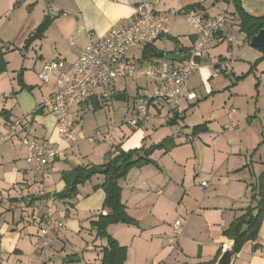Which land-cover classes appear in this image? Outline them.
<instances>
[{
	"label": "crops",
	"instance_id": "1",
	"mask_svg": "<svg viewBox=\"0 0 264 264\" xmlns=\"http://www.w3.org/2000/svg\"><path fill=\"white\" fill-rule=\"evenodd\" d=\"M137 1L131 0L129 3H120L117 0H0V51L5 54L7 62V71L2 75L0 74V132L6 133L10 123L15 119L28 116L16 136L6 143H0L1 264L51 263V258H48L50 251H47L46 257L37 258L44 250V246L40 244V231L44 220H41L38 216L37 209L39 208L43 211L50 210L56 216L66 218V227L53 233L50 236L51 240L68 241L71 234L81 235L84 231H91V235L94 237L92 244L81 245L84 246L81 247L82 249L80 248L82 251L76 249L75 245L71 247L72 253L69 254L71 256L61 259L58 264H75V262L77 264H101L102 251L107 242L99 243L97 233L90 224L97 221L100 215H107L109 212L103 206L105 192L100 188L95 189V187L103 184L105 177L97 176L96 179L98 180L96 182L91 181L93 184L89 187H84L85 185H83V189L82 186L79 187V194L75 199L59 200L55 195L63 192L66 187L62 179V173L78 167L104 164L110 151L117 146L123 151L142 147L148 148L145 128L150 124L153 116L149 122L140 127H132V134H123L121 142L113 143L112 148L109 147V149L101 144L95 148L87 147L85 145L87 141L92 145L96 144L89 141L90 137H86L83 131V121H80L79 118L77 120L73 118L78 142L76 144L67 143L58 133L54 115L47 110L36 111L44 100L55 92L57 82L56 75L49 82L44 83L39 77V73L46 63L54 60H62L67 65L73 64L79 51L86 46L88 34H92L94 38H99L112 28L129 21L135 15ZM146 1L154 10L160 13L176 12L169 24L168 43L157 41L153 44V47L158 51L168 55L188 51L194 47L197 41V35L192 26L188 35L183 34L181 30L183 24L188 22L186 19L187 12L191 8L199 7L208 16L220 14L230 16V20L216 35L206 51L205 57L198 62L199 67L193 72H199L206 82L209 93H213L211 81L217 69L226 72L224 64L227 63V57L221 56V59L214 63L207 61L213 55L212 53L217 51L216 47L219 42L226 40L231 47L237 46L238 53H242L243 56H247L249 59L247 64H251V59L256 57L258 64L260 63L256 69L262 67L261 69L264 72L263 53L255 54L244 49V44L248 42L245 34L242 33V38L231 34L234 28H237L240 32L238 16L235 14L236 10L233 2L228 3L227 0ZM241 3L247 13L253 16H264V0H241ZM48 16L53 19V22L44 37L35 41L29 49L25 50L26 40ZM233 18H237L235 27L232 22ZM182 37H189L191 42L189 46L179 45ZM229 38H233V41L230 42ZM171 40L177 42L174 50L169 49ZM159 43H161V46ZM143 50L132 49L128 55L130 58L142 59L144 58ZM161 56L148 54L144 59L151 61L159 59ZM11 58H16L14 64H12ZM231 59L228 63L230 64V71L233 73L232 64L236 60L234 57ZM20 76L22 81L19 80ZM259 83H262L260 90L249 91L252 95L250 97H256L255 108L250 110L249 107V111L245 114L249 117V127L247 126L245 130L239 131L236 129L239 128L238 125L231 127L232 130L224 126L223 131H220V126L208 143L218 146L221 137L227 138V136L234 134L231 135L230 140L227 139L231 147V155L243 156V151L246 153L252 151L251 147L255 143L253 139L255 137L254 130H252V125L256 122L254 119L264 116V83H256L257 87ZM114 89L116 91V88ZM103 92V89L95 90L87 100L75 106L72 116L75 113V115L77 114L82 118L83 113L90 107L104 106L108 99L101 100ZM119 93L121 92L116 91V95ZM184 96L182 104L186 109L189 97ZM153 105L159 111L161 110V103L155 101ZM179 117L184 118L185 111ZM262 119L260 121H263ZM171 121L179 122L176 119H171ZM239 121V123L243 122L242 120ZM202 123L207 124L208 122L203 120ZM107 124L108 121L105 125ZM197 125H194V127ZM207 125L209 131L206 134H200V138L212 135L210 133L212 126ZM120 131L117 130L115 134ZM115 134L112 135L110 141H114ZM261 134L264 135L263 129H261ZM26 136L49 140L60 150V156L54 162L49 175L42 177L35 174L33 166L27 163V149L21 143V139ZM232 140H241V142L239 145L232 144ZM249 140L253 142H248ZM19 142L21 145H19ZM261 144H264V141L254 148L250 164H246L242 168L240 164L236 165V167H240L238 168L239 171L245 172L246 167H252L254 171V157L258 153L257 151L263 147ZM174 152L172 150L170 156L172 160H175H173L175 163L173 166L177 167L179 162ZM155 154H157V151L151 157H154ZM166 158L167 153H164L160 160L158 159L159 162L151 158L155 162L154 165L160 167V169L156 167L154 175L148 173L147 168L152 165L150 164L131 170L132 173L130 174L135 176L134 181L126 180L124 185H122V180L120 181L122 201L127 207L128 215L136 220L138 225H111L108 232L121 246L127 247L126 264H160L161 262L170 261L174 256L177 261L174 264H217L223 253L232 251L234 247V240L224 236V232L236 219L244 215L245 210L251 206L250 186L254 184V177H248L249 181L240 177L235 178V176L230 175L231 172L228 170L225 181L219 184L220 192L214 194L212 190H209L206 194H189V196H186L187 192H184L183 204L181 202L178 206L179 218L176 219V221L182 219L184 222L183 237L178 245L169 247L166 243L172 233L173 225L165 227L166 220H163L164 216L157 214L161 211L160 208L165 207L166 199L172 198L168 196L171 193L165 196L167 190L173 184L174 175L170 174V178L166 175ZM260 163L264 164L263 152L260 154ZM260 169L261 172L257 170L253 173L256 178L259 173H264V167L262 166ZM172 173H174V167H172ZM144 174L148 177H144ZM250 174L249 172V176ZM168 179L170 180L167 181ZM226 180L227 183H225ZM157 185L158 187L155 188ZM161 186H164L166 190L164 191ZM183 186H185V183H183ZM153 189L156 190L155 199L152 195ZM47 192L52 193V198L48 201H32L34 197ZM162 229L167 233L166 242L158 239L159 234L157 231L160 232ZM35 232L39 243H25L23 236H29L33 240L32 237L35 236ZM147 232L154 235L150 241L145 239V237H148ZM33 246L35 248H31ZM32 249H36L34 256H27L26 253ZM77 250L78 252H76ZM84 252L86 256L88 252L91 254L86 262H83ZM232 264H264V221L258 240L246 243L241 252L234 255Z\"/></svg>",
	"mask_w": 264,
	"mask_h": 264
},
{
	"label": "rangeland",
	"instance_id": "2",
	"mask_svg": "<svg viewBox=\"0 0 264 264\" xmlns=\"http://www.w3.org/2000/svg\"><path fill=\"white\" fill-rule=\"evenodd\" d=\"M229 20L230 16H228V21ZM232 22L234 23L235 27L237 18H233ZM181 30L183 34L188 35L191 30L190 23L187 22V24H183ZM231 34L234 36L237 35V37L239 38L243 37L242 33H240L237 28H234ZM176 43V41L171 40L169 43V49L174 50L176 48ZM190 43L191 42L189 37H182L179 45L189 46ZM159 45L161 46V43H159ZM217 45V51L212 53L213 55L211 54L212 56L207 60L208 62H217L219 59H221V56L227 57V63L230 62L232 60L231 58L233 57L236 61L234 62V64H232V67L234 68L233 73L230 70L223 72L222 70L220 71L219 69H217V72H215V75L211 81V84L213 86V93L208 92L206 82L200 76L199 72H196L192 73L188 78L186 86L182 93V99L185 98L184 95H186L188 98L190 93H193L195 97L194 99H189L190 103L187 102V106L185 109V117H179L176 119L179 122L171 121V119H174V113L169 111L170 107L163 100L156 99L157 102L161 103L162 107H160V111L154 105L150 107V113L153 116V119L151 120L150 124L147 125V128H145V131H147L148 138L146 142L147 147L150 148L151 146L160 144L165 140H168V147H172V149L167 152V160L165 163L167 168V177L170 178V174H174L172 182L173 184L171 188L167 190L165 195L167 196L171 193V195L168 196H171L172 198L166 199L167 202L165 207L160 208L161 211L157 213L159 216H164V219H162L166 220L165 227L173 225L176 219L179 218L178 206L181 204V202L183 204L182 198L184 192H187L186 196H189V194H206V192H208L209 190H212L213 193L216 194L220 192L219 190L221 188L219 184L222 183V181H225V177L227 176L228 170L229 172H231L230 175L235 176V178L240 177L249 181L248 177H254V184L250 186V197H252V191H254L255 189H259L260 186L264 185V173H259L257 178L255 175H253L254 171L257 172V170H260L259 172H261L260 168H262V166L264 167V164L260 163V154L262 152L264 153V144H261L263 145V147H261V149L257 151L258 153L254 157V171L252 167H246L247 170L242 173L241 170H238V168L240 167H236V165L238 164L241 165V168L244 167L246 164H250L251 155L254 151V148H256L258 144L264 141V135L261 134V129L264 130L263 115L260 116L263 119L260 117L254 119L256 122L252 125V130H254L255 137H253V139L256 144H253V146L251 147L252 151L250 153H246L243 151V156L231 155V147L229 146L228 140H230L231 135L234 134L227 136V138L221 137V142L218 146L208 143L209 141H211V137L217 133V129H219L220 126V131H223L224 126L229 129L238 125L239 128L237 127L236 129L239 131L245 130L247 126L249 127V117L245 114L249 111V107L250 110H253L256 105V97H250L252 95H250L249 91L260 90V88H262V83H259L258 87L256 86V83H264V72L262 71L263 69H261L262 67L256 69V67L260 64H258V59L256 57H253V59H251V64H247L249 59L247 58V56H243L242 53H238L237 46L231 47L229 45V42H227L226 40L219 42ZM244 49H247L251 53L261 54V50L252 48L248 42L244 44ZM11 62L12 64H14V62H16V58H11ZM242 76V79L237 80L238 77ZM54 77H56V74L54 75ZM114 85L116 91L126 93L127 100L125 102L116 101L111 98L108 99L107 102L104 103L105 105L102 107L94 108L92 106L87 109L86 112L83 113L82 118H80V116H78L77 114L75 115V113H73L72 117L74 119L76 118L77 120L79 118L80 121H83V131L87 138L93 136V134L97 130H103L106 126L105 124L107 123V121L108 123L114 122L118 126H121L119 128V130L121 131L117 134H115L116 132L114 133V141L112 140L110 142L106 141L101 143H95L96 145H92L87 141L85 143L87 147L89 146L91 148H95L101 144L105 146V148L109 149V147L112 148L113 143L121 142L123 134H132V127L126 124L128 114L130 113L132 107L138 99L154 92V86L149 85L143 77H138L137 79H119L114 83ZM101 100L103 101L104 99ZM260 119H262L263 121H260ZM203 120H206L208 122L207 124L212 126V131L210 132L212 133V135L202 136L201 138L199 135L194 136V125L205 124L202 123ZM239 120H242L243 122L239 123ZM179 134H182L184 138L186 137L188 141H184L183 139L178 138ZM240 142L241 140H232V144L236 143L237 145H239ZM248 142L251 141L249 140ZM208 144H210V146H208ZM19 145H21L20 142ZM172 150L175 151L174 155L179 162V164H177V167L173 166L175 165V160L173 159V161L170 156ZM156 151L157 154H155L154 157L151 158L159 162L160 158L164 155V153H166L167 150L164 148L160 150L158 149ZM246 155L248 157H245ZM261 164L263 165L261 166ZM154 166L155 165L152 164L150 167L147 168L148 173H150L151 175H154V173H156V167L160 169L159 166ZM172 167H174V173H172ZM249 172L251 173L250 176ZM130 173L132 172L130 171L127 176L122 180V185L125 184L126 180H135V176ZM97 176L101 175H96L92 177L89 181L84 184V187H89L90 185H92L93 182L91 181L96 182L98 180L96 179ZM144 177H148V175H145ZM169 180L170 179H168L167 181ZM202 181L206 183L205 186L202 185ZM183 183H185V186H183ZM225 183H227V180ZM84 187L82 185V189ZM157 187L158 185L155 186V188ZM161 188H163L164 191L166 190L164 186H161ZM155 192L156 190L153 189L152 195L154 199ZM38 216H40L41 220H44V211L41 210V214H38ZM92 223L90 225L92 229L97 233ZM157 233L159 234L158 239H162L163 242H166L167 233L165 232V230L162 229L160 232L157 231ZM147 234L148 237H145V239L147 241H150L151 237L154 235L149 232H147ZM34 235L35 236L32 237L33 240H31L29 236H23L25 243H39V239L36 237V232L34 233ZM101 239L102 238H99V243H103L106 241L105 239ZM50 241L51 243L49 242V245L44 247L42 254L38 255L40 257L37 258L46 257L47 251H50V255L48 256V258H51V263L49 264H58L61 259L71 256H69V254L72 253L71 247L75 245V247H77L76 249L82 251L80 250V248H83L85 245L92 244L94 241V237L91 235V231H84L81 235L71 234L68 238V241H58L54 239H50ZM82 244L84 246H81ZM166 244L169 247H174L171 246L168 241ZM31 248L35 247L33 246ZM35 250L32 249L31 251L26 253L27 256H34ZM78 250L76 252H78ZM83 256V262H86L91 257V254L88 252L86 256V253L84 252ZM174 263H177V261L175 260V256L170 261L161 262L160 264ZM75 264L77 263L75 262Z\"/></svg>",
	"mask_w": 264,
	"mask_h": 264
},
{
	"label": "built area",
	"instance_id": "3",
	"mask_svg": "<svg viewBox=\"0 0 264 264\" xmlns=\"http://www.w3.org/2000/svg\"><path fill=\"white\" fill-rule=\"evenodd\" d=\"M129 3L131 0H117ZM175 11L160 13L152 8L146 0H138L134 17L121 26L112 28L99 38L88 34L86 46L79 51L78 57L71 65L62 60H54L44 65L39 77L44 83L56 74L55 92L47 97L36 111L47 110L56 119V127L60 137L70 144H76L75 122L72 111L75 106L87 100L97 89H103L102 99H111L116 95L114 83L119 79H137L143 77L154 92L138 99L132 107L126 124L137 128L152 118L150 107L156 99L163 100L174 114H182V93L190 75L199 67L196 58H204L206 51L216 35L228 22L227 14L208 16L201 8L193 7L187 12V19L195 29L197 41L193 48L182 51L181 61L168 60L167 53L159 59L146 60L129 57L132 49H144L157 41L168 43L169 24ZM232 42L233 38H229ZM224 70H230V64H224ZM189 99L195 95L190 94ZM28 116L20 117L10 123L6 133L0 132V143H6L17 135ZM114 122H109L103 130H97L89 138L92 143L110 141L112 135L119 130ZM232 130V128H230ZM178 138L188 141L182 134ZM27 149L26 161L33 166L35 174L47 176L53 169L54 162L60 156V150L49 140L26 136L21 139ZM118 154V151H115ZM206 185L205 182L202 183ZM38 214L41 211L37 209ZM66 218L58 217L50 210L44 211V223L40 231V244L48 246L50 236L66 227ZM182 219L173 224L168 238L171 246H176L183 237ZM2 256L0 252V264Z\"/></svg>",
	"mask_w": 264,
	"mask_h": 264
},
{
	"label": "trees",
	"instance_id": "4",
	"mask_svg": "<svg viewBox=\"0 0 264 264\" xmlns=\"http://www.w3.org/2000/svg\"><path fill=\"white\" fill-rule=\"evenodd\" d=\"M233 2L238 16V26L241 33L245 34L250 43L251 39L264 30V16H253L247 13L241 3V0H227ZM53 22L51 17H46L38 28L29 36L25 42L24 49H29L32 44L44 37L46 31ZM264 59V50H261ZM161 56L164 53L158 51L153 45L146 46L143 50L144 58L147 55ZM7 71V62L5 54L0 51V74ZM238 77L237 80L242 79ZM20 81L22 78L20 76ZM175 114V118H178ZM209 131L207 124H201L193 127V135L207 133ZM166 149V153L172 149L168 147V140L160 144L153 145L150 148L142 147L130 151H123L119 146L110 151L107 160L100 166L78 167L68 172L62 173V179L65 182V190L55 195L59 200H72L79 194V187L84 185L92 177L101 175L105 177L102 185L95 189H102L105 192L104 209L108 210L107 215H100L98 220L92 225L97 231V237L105 239L107 245L103 248V257L101 264H126L128 257L127 247L121 246L113 238L108 228L113 224L138 225V222L128 215L127 207L122 201V187L120 181L134 168H141L150 164H155L151 156L156 150ZM118 151V154L115 153ZM36 202V197L33 198ZM251 206H249L244 215L236 219L231 226L224 232V236L234 240L232 249L234 254L241 252L244 245L248 242L257 241L264 221V185L259 189L252 191Z\"/></svg>",
	"mask_w": 264,
	"mask_h": 264
},
{
	"label": "water",
	"instance_id": "5",
	"mask_svg": "<svg viewBox=\"0 0 264 264\" xmlns=\"http://www.w3.org/2000/svg\"><path fill=\"white\" fill-rule=\"evenodd\" d=\"M250 46L254 49H257V50H264V30H261L259 34H257L256 36H254L251 39ZM167 58H168V60H171V61L180 62L181 61V54H171V55H168ZM196 61L200 62V58L197 57ZM114 100L120 101V102H125L127 100V95H126V93H119V94L115 95ZM51 198H52V193L47 192V193H44V194L36 197V200L40 201V202H46ZM234 255L235 254L232 251L224 252L222 257L217 262V264H232Z\"/></svg>",
	"mask_w": 264,
	"mask_h": 264
}]
</instances>
